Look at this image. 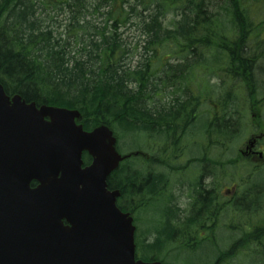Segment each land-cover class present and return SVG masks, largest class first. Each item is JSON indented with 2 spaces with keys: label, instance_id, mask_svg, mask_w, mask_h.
Listing matches in <instances>:
<instances>
[{
  "label": "trees",
  "instance_id": "16d2710c",
  "mask_svg": "<svg viewBox=\"0 0 264 264\" xmlns=\"http://www.w3.org/2000/svg\"><path fill=\"white\" fill-rule=\"evenodd\" d=\"M86 3L0 0V82L9 95L38 106L78 110L86 130L108 125L119 140L130 132L159 139L163 160L152 162L166 169L181 156L184 136L206 105L211 136L207 151L220 152L214 159L225 157L247 115L251 127L262 128L251 113L258 115L264 106V0H96L101 27L82 23ZM40 6L46 18L47 11L70 14L64 38L51 25L44 27L37 16ZM123 30L139 34L141 41L133 50L127 48ZM71 40L79 46L76 51ZM138 50L140 61L128 65ZM84 159L91 161L87 154ZM128 163L113 173L108 186L121 192L119 207L136 215L147 206L138 198L146 181L163 186L169 179L164 175L159 182V175L150 176L142 165L133 171ZM166 209L160 214L167 216ZM172 216L163 227L152 219L148 236L153 241H137L140 259L170 264L161 256L168 242L179 230L198 231L186 227V216ZM263 219L260 214L256 221ZM259 234V245L246 243L245 252L258 254V247L263 253L264 228Z\"/></svg>",
  "mask_w": 264,
  "mask_h": 264
},
{
  "label": "water",
  "instance_id": "95a60500",
  "mask_svg": "<svg viewBox=\"0 0 264 264\" xmlns=\"http://www.w3.org/2000/svg\"><path fill=\"white\" fill-rule=\"evenodd\" d=\"M78 119L0 83V264H162L136 260L134 219L108 190L125 159L113 131L87 132Z\"/></svg>",
  "mask_w": 264,
  "mask_h": 264
},
{
  "label": "rangeland",
  "instance_id": "374dc122",
  "mask_svg": "<svg viewBox=\"0 0 264 264\" xmlns=\"http://www.w3.org/2000/svg\"><path fill=\"white\" fill-rule=\"evenodd\" d=\"M95 4H96V0H87V3H86L87 11L85 12V16L83 15L81 18L82 23L90 22V25L92 27L93 26L101 27L103 26V18L95 14V11H94ZM46 13L48 15V18H46L44 6H40L37 16L40 19L44 20V22L42 23L44 24V27L47 28L48 25H51L50 30H53L55 32V35H57V33L63 34L62 38H64L65 37L64 36L65 27L69 23L70 14L68 12H63L61 13V15H58L57 13H52V12L50 13L49 11H47ZM51 18L56 20V22L52 23ZM46 28H44V30H46ZM122 33H125L122 36H123V40L125 44L127 45L128 49L133 50L136 44L141 41L139 34L134 33L133 31L123 30ZM71 44L73 45L74 51H76L79 46H76L75 44H73V40H71ZM140 53H141V50H138L135 53V56H133L130 59L128 58L127 64L131 66H136L137 63L140 61V56H141ZM174 62L175 61H173V63ZM236 91L239 93L238 95H241L240 98H242L244 91L241 88L236 89ZM169 100H170L169 98L164 99L163 103H166ZM208 110L209 109L206 105L204 107L205 112L203 113V117H204L203 120L206 119L207 122H209L208 114H210ZM252 114L254 113H251V116ZM260 116L261 117L258 118V120H260L263 123L264 122V108L262 109ZM202 124H204V122H202ZM197 127L199 126L197 125ZM243 127L244 128H243L241 135L237 136L236 140L229 147H227V152L224 158L235 157L238 154L239 149L243 147L246 140L253 133V130L251 129L253 127H251L250 115H247V119L244 121ZM199 136L200 135L198 134V137ZM193 138H194V141L197 139L195 134H192V132H190L187 134L186 138L183 140L181 152H182V159H183L182 162H184V164L188 163V160L190 159V157L193 156L192 154L197 155V156L201 154L202 149L192 147V144H194ZM203 139H200V140H203ZM154 143H155L154 141L146 139L142 135H135L130 132L128 135L127 134L123 135L122 139H120V143L118 144V150L124 156H127L130 153L134 151H138V150H141V151L147 150V152L152 151V153L154 154V156L151 157L149 161H146L142 158H136L133 161L132 170L138 169L139 167H141V165L144 164L146 167V170L149 171L150 176L162 175V178H165L164 175H167L168 176L167 179H169L167 184H164L163 186H160L159 183H157L156 186L145 185L142 193L138 197V198H143L141 202L144 203V206H145V203L148 202L146 209L140 212L139 211L136 212V217H137L136 227H138V231H139L138 239L141 245H143L142 240H144L145 238H149L148 241H151V242L153 241L154 237L150 238L148 236L149 234L148 231L151 230L150 228L153 227L151 221L152 219L155 220L156 218H158L160 215V212L165 208H168L165 210V211H168V215L164 216L162 214L163 212L161 213L160 223L162 224V227L165 225L166 221L169 219L168 216L170 217L171 213L174 214V216L172 217L180 216V218H183L182 216H186L188 219L186 223H192L191 221L193 222L196 221L193 218V215H190V211L192 208H190L189 204L191 203V200L187 196V193H185L186 190L182 192L180 191L178 192L177 187H178L179 179H183L184 183L186 184H187L188 179H191V181L195 183L196 180L199 179V176L202 174V172L200 171L202 168L201 165L199 167L192 166L189 169V171L180 174V172L176 170L178 166L173 167L171 169L169 168L166 169L165 165L161 164V162L153 163L152 162L153 159H156V162L163 160V151L161 147L159 146L158 142H157V146L154 145L152 148L148 149V147H150V144L153 145ZM262 146H264V141L262 142ZM218 154H220L219 151L213 152V156H217ZM181 210L184 211L183 215L181 214ZM221 233L223 235H227V231L224 229H222ZM227 241L233 244V241L229 237L227 238ZM206 242L208 243L209 241L201 239L199 234L197 233H186L184 230H180L177 234V237H175V239L168 242L169 247L166 248L167 252H164L161 256L162 258L164 257L167 258L170 264H222V262L224 261H221V259L218 257L221 255V252L219 253L218 250L226 248L227 245L225 243V240H223V242L218 244L216 247L213 246V244L216 243V241L213 242V240L210 239V242H212L210 243V245H205ZM201 243L204 244L205 246H202ZM201 246L202 248H200Z\"/></svg>",
  "mask_w": 264,
  "mask_h": 264
},
{
  "label": "flooded vegetation",
  "instance_id": "af4514ba",
  "mask_svg": "<svg viewBox=\"0 0 264 264\" xmlns=\"http://www.w3.org/2000/svg\"><path fill=\"white\" fill-rule=\"evenodd\" d=\"M199 129L206 132V128ZM194 130H198V127ZM190 132L194 134L189 129L188 133ZM260 152L264 153V147L257 144L246 158L232 162L221 159L220 163L215 164L205 154L204 161L200 164L202 177L199 176L195 183L191 179L187 180V184L183 179L178 181V192L186 190L185 193L191 200L190 215L196 220L186 227L199 229L201 237L212 239L216 243L221 235L220 231L224 229L227 237L234 241L233 250L229 252L230 249L226 248L221 255V261H224L222 264H242L239 261L243 259H257L259 263L253 264H264V248L261 253L258 247H254V251L260 252L258 254L245 253L243 249L239 253H233L246 243L253 246L260 243L259 230L264 228V219L256 221L260 214H264V157L259 156ZM190 164L185 163L177 170L180 174L185 173L191 168ZM161 180L162 175H159L158 181ZM154 182L146 181V185L154 186ZM181 214H184L183 210Z\"/></svg>",
  "mask_w": 264,
  "mask_h": 264
},
{
  "label": "bare ground",
  "instance_id": "6f19581e",
  "mask_svg": "<svg viewBox=\"0 0 264 264\" xmlns=\"http://www.w3.org/2000/svg\"><path fill=\"white\" fill-rule=\"evenodd\" d=\"M123 162H124V160H123V161H121V162H120V164H121V163H123ZM173 163H177V159H176V158H175V159H173ZM173 165H174V164H173ZM128 168H129V167H127V169H128ZM145 189H147V188H145ZM198 190H200V189H198ZM158 224L162 226V224H161V223H159V222H158Z\"/></svg>",
  "mask_w": 264,
  "mask_h": 264
}]
</instances>
